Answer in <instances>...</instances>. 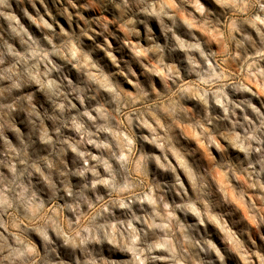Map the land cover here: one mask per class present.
Here are the masks:
<instances>
[{"label": "clouds", "instance_id": "obj_1", "mask_svg": "<svg viewBox=\"0 0 264 264\" xmlns=\"http://www.w3.org/2000/svg\"><path fill=\"white\" fill-rule=\"evenodd\" d=\"M0 264H264V0H0Z\"/></svg>", "mask_w": 264, "mask_h": 264}, {"label": "rangeland", "instance_id": "obj_2", "mask_svg": "<svg viewBox=\"0 0 264 264\" xmlns=\"http://www.w3.org/2000/svg\"><path fill=\"white\" fill-rule=\"evenodd\" d=\"M197 2L203 3V0H197ZM188 22L189 23H192V26L193 27H196V25L191 20H189ZM132 45H133V47H135V41H132ZM136 54L137 55H142L141 50L140 49H136ZM102 55H103V53H102ZM113 55H115V54H113ZM105 59L108 60L109 63H111V60H110V58L107 55H105ZM117 59H119V57H117ZM85 68H87V65L86 64H85ZM185 135L192 141L193 144L197 145L201 149V152L204 153L205 160H208V159L211 158V154L208 153L206 151V149H204L203 145L200 144V142L195 137V134L194 133H192L190 130H186ZM177 163H179V161H177ZM217 183L221 187L223 196L227 200H229L233 204V206L236 207L240 211V213L242 215L245 214L244 205L240 201L235 200L233 198L230 189H228L227 186L223 184V181L218 178ZM209 225L221 237V244H224V243H226L228 241V239L231 236V233H232L233 229L231 228V226L228 224V222L226 220L221 223L220 221H218L215 218V216H210L209 217ZM212 242L215 243V241H212ZM217 247H219V245H217Z\"/></svg>", "mask_w": 264, "mask_h": 264}]
</instances>
